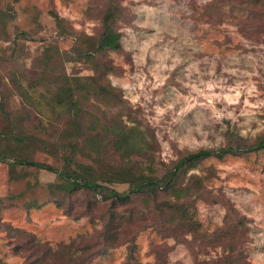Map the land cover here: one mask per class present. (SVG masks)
Masks as SVG:
<instances>
[{"label":"rangeland","instance_id":"374dc122","mask_svg":"<svg viewBox=\"0 0 264 264\" xmlns=\"http://www.w3.org/2000/svg\"><path fill=\"white\" fill-rule=\"evenodd\" d=\"M115 1L121 48L99 57L109 71L97 83L82 79L91 94L79 97L81 122L95 143L71 155V167L125 192L127 184L104 181L123 160L162 173L198 149L264 136V8L249 0ZM105 2L0 0V100L18 111L17 128L35 136L2 143L13 152L0 161V264H31L39 244L71 239L87 244L85 264H264V149L186 170L179 186L200 181L182 199L189 225L138 198V215L112 242L102 234L109 201L88 189L52 188L58 175L29 164L65 165L69 115L52 97L64 77L93 74L77 52L99 36ZM101 82L114 95L95 94ZM125 124L146 144L122 159L112 141ZM14 157L24 162L10 166ZM161 200L174 198L160 193Z\"/></svg>","mask_w":264,"mask_h":264},{"label":"trees","instance_id":"16d2710c","mask_svg":"<svg viewBox=\"0 0 264 264\" xmlns=\"http://www.w3.org/2000/svg\"><path fill=\"white\" fill-rule=\"evenodd\" d=\"M248 2L254 6L264 8V0H249ZM50 14L60 24L61 18L53 11H50ZM119 16L120 7L117 1L106 0L101 18V32L99 36L94 39L93 42L88 41L87 47L77 52L81 59L87 60L90 64L93 74L90 76H76L72 78L71 82L66 76L61 79L54 90L52 104L61 109L63 113L69 115V121L66 122L62 129L65 138L70 136V139L65 145L66 149H70L64 156L65 165L58 169L45 163L29 162L31 165L45 168L58 175L59 183L52 185V188L57 187L63 192L88 189L96 193V197L99 194L101 201H109V205L106 207L104 213L107 219L102 231L103 236L109 242L116 240V235L121 228L125 224L134 221L138 215L139 212L136 210V206L138 205L137 202L140 200L138 198H143L145 203L151 200L155 206V208H152L155 212H159L161 215L171 212L173 220L179 219L183 224L189 225L191 220L187 216L186 209L183 206V197L191 190H195V186L196 188L199 187L200 181L196 179L194 183L186 187L179 186V180L183 177L186 170L208 157L213 156L222 158L225 155H236L264 149V136L259 137L251 143L246 142L239 136L234 145L228 144L217 148H201L194 152H190L178 159L171 167L166 168L162 173H157V169H154L149 164L144 169H140L135 167L138 166L135 161L123 160L118 166L112 167L115 170L107 174V177H104V181L107 184H127L128 188L125 192H119L111 186L103 185V183H100L91 172H85V170H78L71 167L72 157L70 156L77 154V150H82L85 145L88 146V142L92 144L95 143L90 132H84L85 130L81 122V105L79 97L81 96L84 98L87 97L89 93L91 94L90 85L84 83L82 79L87 77L97 83L98 79H101L102 75L109 71L108 66L102 64L99 57L109 50H118L121 48V33L115 26V21ZM2 17L4 16L0 15V26L3 24ZM60 27H62L61 24ZM14 86L27 95L26 91L23 90V86L17 79L14 80ZM95 94L114 95L113 87L111 88L109 85L101 82V84H97ZM0 116H2L3 120L6 122V125L0 128V161L5 162L8 158H11L10 155L13 151L2 147L4 141H10L18 145L28 144L35 140V136L25 131L22 126L19 129L17 128L21 116L18 114L17 110L6 108L1 100ZM141 135L138 127L125 124L116 134V138L112 141L114 150L122 159L129 157L136 148H140L142 143L146 144L144 138L141 139ZM22 162L24 161L14 157L10 166ZM160 193L172 195L174 201H158ZM120 208H125L126 211L122 213L119 211ZM173 214L178 215L175 216ZM74 244L75 241L73 239L69 242H62L56 245L55 248L50 244L41 243L39 244L40 254L31 261V264H85L84 260L86 257L85 254H87V244L85 243L80 246V241L76 246ZM77 250L80 253H77ZM83 251L85 253H83ZM51 261H53V263H51Z\"/></svg>","mask_w":264,"mask_h":264}]
</instances>
